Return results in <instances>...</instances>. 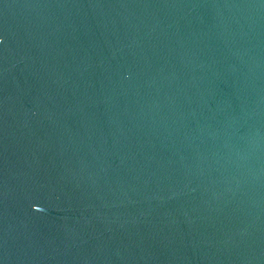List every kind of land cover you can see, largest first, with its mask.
Segmentation results:
<instances>
[{
  "label": "water",
  "instance_id": "95a60500",
  "mask_svg": "<svg viewBox=\"0 0 264 264\" xmlns=\"http://www.w3.org/2000/svg\"><path fill=\"white\" fill-rule=\"evenodd\" d=\"M0 264H264V0H0Z\"/></svg>",
  "mask_w": 264,
  "mask_h": 264
}]
</instances>
